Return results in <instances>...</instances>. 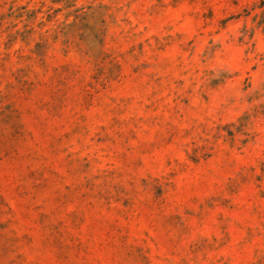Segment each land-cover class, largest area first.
Segmentation results:
<instances>
[{
  "label": "rangeland",
  "instance_id": "374dc122",
  "mask_svg": "<svg viewBox=\"0 0 264 264\" xmlns=\"http://www.w3.org/2000/svg\"><path fill=\"white\" fill-rule=\"evenodd\" d=\"M0 264H264V0H0Z\"/></svg>",
  "mask_w": 264,
  "mask_h": 264
}]
</instances>
